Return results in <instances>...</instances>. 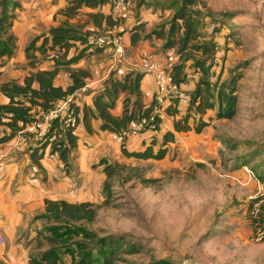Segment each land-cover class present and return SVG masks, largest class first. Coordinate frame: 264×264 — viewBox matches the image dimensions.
<instances>
[{"label": "rangeland", "instance_id": "rangeland-1", "mask_svg": "<svg viewBox=\"0 0 264 264\" xmlns=\"http://www.w3.org/2000/svg\"><path fill=\"white\" fill-rule=\"evenodd\" d=\"M139 1L132 0L131 16ZM164 10L163 22L170 16ZM194 13L197 43L208 55L199 78L193 60H203L201 53L184 62L183 85L196 88L205 79L216 88L240 74L236 116L214 120L216 112H208L202 133L180 136L161 161L120 162L128 170L111 179L109 203L93 221L41 224L36 237L49 226L69 233L54 247L61 264L100 258L108 243L115 246L114 264H264V239L250 243L255 229L247 215L257 180L264 181V0H201Z\"/></svg>", "mask_w": 264, "mask_h": 264}, {"label": "crops", "instance_id": "crops-1", "mask_svg": "<svg viewBox=\"0 0 264 264\" xmlns=\"http://www.w3.org/2000/svg\"><path fill=\"white\" fill-rule=\"evenodd\" d=\"M10 1L11 4L16 5L12 8L10 4L7 11L8 14L15 15L9 30V34L15 40V48L12 56L0 58V85L8 82L22 84L24 78L32 72L57 68L58 71L53 80L55 87L66 89L71 86V74L77 73L85 75L82 81L87 87L85 94L77 93L74 96L78 110V127L75 135L77 146L70 152L68 171L63 168V163L57 154H50L48 146L40 148L43 127L24 129L0 146V264H28L30 255L38 252L34 249L35 247L33 248V242L36 239L35 231L45 222L37 218L45 214V202L94 204L102 201L103 183L106 179L103 172L104 166L95 169H92V166L98 164L101 159H106L109 164V161L119 164L123 160L141 162V160L124 157L121 146L114 141V134L100 131L99 120H91L90 132H87L82 123V109L88 107L93 110L94 97L103 93L110 81H122L131 73L141 75L140 95L129 96L127 93H120L114 101L110 114L120 117L127 97L130 99L129 109L133 108L135 101H138L143 109L153 105V80L150 76L140 73L139 64L144 55L156 62L165 60L166 53L171 49L166 48L165 45L172 10L168 8V0H155L151 2V6L148 0L139 1L141 4L137 12H132L133 16L129 13L128 20L124 24L126 32L122 35V41L125 58L121 64H116L111 47L92 48L88 46V42L79 40L73 42L66 54L64 51L55 49L47 52L46 58L37 55L39 61L35 67L31 68L25 57V48L34 38L48 36L51 29L64 26L77 30L83 38L84 35H104L109 28L116 25V20L109 4L101 9L82 7L75 17L66 18L60 11L68 6L67 0ZM198 1L201 3V0ZM155 3H164V6L155 9L156 5H153ZM164 9L170 13L169 19L165 22H163V15L167 12ZM96 16L98 18L95 22ZM106 17L111 18L113 26L106 24ZM139 20L141 23L135 24ZM136 27L138 29L132 31ZM159 32H162L161 36ZM133 38L136 39L134 44L131 43ZM40 43L41 41L37 43V46ZM173 49L177 50V45ZM80 53L83 54L80 60L67 64ZM55 62L61 65H55ZM34 88L37 86L35 85ZM183 89L191 93L195 89L194 82H190ZM7 103L8 99L0 93V105ZM165 108L166 106H163L161 109V123L158 131H145L125 139L124 145L128 152H143L153 140L156 142L153 151L156 152L163 135L167 132L173 134L174 141L166 147L174 144L180 136L193 133H175L173 118L165 114ZM186 109V106L177 105L178 112L175 119L184 116ZM21 139H26V144L17 149V143ZM234 241L228 245H237L240 240Z\"/></svg>", "mask_w": 264, "mask_h": 264}, {"label": "trees", "instance_id": "trees-1", "mask_svg": "<svg viewBox=\"0 0 264 264\" xmlns=\"http://www.w3.org/2000/svg\"><path fill=\"white\" fill-rule=\"evenodd\" d=\"M68 6L61 10L60 13L66 18H73L82 7L89 9H101L110 0H67ZM168 8L172 10L169 30L167 34L166 48H174L177 45L176 53L179 56L176 66L172 73L177 85L184 87L183 74L184 62L193 60L194 53H201L203 60H193V67L196 69L194 78L201 76L200 70L205 73L204 66L208 48L205 44H198L200 39L198 24L195 21L194 6L198 4V0H168ZM11 4L10 0H2L0 2V58L13 55L15 48V40L9 34V30L15 19V15L8 14V8ZM12 8L16 7L13 3ZM98 16H96L95 22ZM106 24L113 26L110 17L105 18ZM138 29L134 28L132 31ZM163 28L161 29V31ZM162 32H159V36ZM85 39L75 29L67 26L51 29L48 36L42 35L34 38L25 48V57L28 66L33 68L38 63V56L46 58L47 52L58 49L66 52L72 47L73 42ZM136 39H132L134 44ZM41 41L40 45L37 43ZM64 54V55H65ZM83 54L73 58L67 64L75 63L82 58ZM53 60V59H52ZM61 65L55 62V65ZM57 68L46 71H35L25 77L22 84L15 82L3 83L0 85V93L8 99L6 105H0V146L10 141L18 132L31 123V111L41 110L47 111L52 104L62 100L67 96L75 95L83 86L82 78L84 74H71L72 85L66 89L55 87L53 80L57 74ZM186 75V74H185ZM141 75L129 74L122 81H110L104 92L95 96L93 99V110L88 107L82 109V123L87 132H90L91 120H99L100 131L109 132L114 135L120 134L128 125L140 118H148L152 113L153 106L143 109L142 106L135 101L133 108L129 109L130 99L127 97L124 101L125 107L120 117H114L110 114L114 101L120 93H127L129 96H139V81ZM187 79V78H186ZM241 79L240 74L232 76L231 80L225 85L214 88L209 80H201L197 87L189 95L188 105L186 106V114L179 119H175L178 104H168L164 109L167 116L173 118V130L175 133L193 132L196 135L202 133L203 129L208 126V122L204 121V117L208 112H216L214 120H232L237 114L238 95L237 84ZM37 88H34V86ZM215 91V93H214ZM78 113V110L76 109ZM156 131L159 130L161 123L160 118L156 117ZM22 124L20 126L19 124ZM60 120L54 119L50 127L45 133V140L48 139L53 131L62 133L60 129ZM39 128V127H37ZM174 141L172 133L167 132L163 135L162 142L156 152L153 147L156 142L153 140L149 147L143 152H128L124 143L121 145V153L126 158H133L141 161L153 160L161 161L166 155V146ZM40 148L50 145V154H57L63 163V168H69L70 152L77 146V137L70 133H63L57 143L49 144L47 141H40ZM98 166H104L105 181L103 183V194L106 200L101 205H93L89 203L69 204L63 201L45 202V214L41 218L43 220H62L67 222L93 221L99 208L108 205V199L111 195V179L116 175L117 171L123 172L128 170L124 165L109 164L106 159H101ZM254 229L264 226V205L261 207L258 219L251 221ZM57 226L46 227L45 230L39 232L35 241L37 242L36 250L29 257L28 264H61V256L56 245L61 244L68 236V232L59 233ZM106 241V240H105ZM105 241H102L106 245ZM44 245L47 247L44 248ZM108 250L100 254V258L91 259L83 255L79 264H114L116 251L112 243L107 244Z\"/></svg>", "mask_w": 264, "mask_h": 264}, {"label": "built area", "instance_id": "built-area-1", "mask_svg": "<svg viewBox=\"0 0 264 264\" xmlns=\"http://www.w3.org/2000/svg\"><path fill=\"white\" fill-rule=\"evenodd\" d=\"M110 8L114 14L116 25L109 28L104 35H91L87 37L88 46L92 48L111 47L114 51L116 64H121L125 58V49L122 41V35L126 32L124 28L125 22L128 20L130 10H132V0H110ZM138 22V23H137ZM135 24L139 25L141 21ZM178 55L176 50L171 48L168 50L163 62H156L147 55H144L139 64V71L143 75H148L153 80L154 85V101L152 113L148 118H140L131 122L128 127L120 134L114 135V140L120 142L130 136L139 135L145 131H156V117L160 118L161 109L168 104H178L187 106L189 95L187 92L176 84L173 77V69L177 64ZM87 87L83 86L77 93L85 94ZM76 93V94H77ZM75 95L67 96L51 105L47 111L32 110V121L24 129L43 127L44 133L41 141H47L49 144L57 143L63 133H70L75 136L78 127V117L76 112ZM60 120L59 133L53 131L48 139L44 136L47 129L54 119ZM22 126V124H19ZM44 138V140H43ZM26 144V139H21L17 143V149ZM50 147V145H48ZM257 199L253 200L248 217L251 221L258 219L261 207L264 205V181L257 180ZM264 239V233L261 228L255 229L250 237V243H260Z\"/></svg>", "mask_w": 264, "mask_h": 264}]
</instances>
